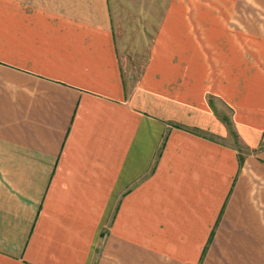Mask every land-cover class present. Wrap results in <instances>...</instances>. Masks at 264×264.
I'll return each instance as SVG.
<instances>
[{"label":"crops","instance_id":"obj_1","mask_svg":"<svg viewBox=\"0 0 264 264\" xmlns=\"http://www.w3.org/2000/svg\"><path fill=\"white\" fill-rule=\"evenodd\" d=\"M169 1L0 0V264H264V0Z\"/></svg>","mask_w":264,"mask_h":264},{"label":"rangeland","instance_id":"obj_2","mask_svg":"<svg viewBox=\"0 0 264 264\" xmlns=\"http://www.w3.org/2000/svg\"><path fill=\"white\" fill-rule=\"evenodd\" d=\"M114 24L118 45L121 51H126L135 59L143 54L147 45L145 37L152 36L158 25L163 9L169 0H108Z\"/></svg>","mask_w":264,"mask_h":264}]
</instances>
